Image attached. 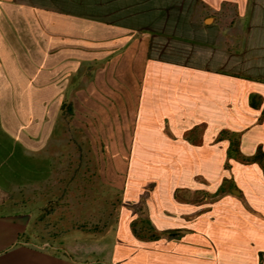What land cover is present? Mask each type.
Returning a JSON list of instances; mask_svg holds the SVG:
<instances>
[{"label": "crops", "instance_id": "0c3cea01", "mask_svg": "<svg viewBox=\"0 0 264 264\" xmlns=\"http://www.w3.org/2000/svg\"><path fill=\"white\" fill-rule=\"evenodd\" d=\"M226 1L238 5L235 14L246 15L249 0H204L218 10L203 11L218 15ZM159 4L161 0H0L2 136L31 150L41 148L43 135L49 137L53 130L43 126L47 104L63 101L60 87L68 86L75 72L91 74L80 86L84 88H105V79L116 74L113 83L122 94L115 100L131 108L126 110L130 121L136 117L146 133L160 118H168L160 109L176 110L168 115L189 126L187 134L198 125L229 129L238 92L246 96L244 107L261 113L262 103L252 107L250 96L264 97L256 90L247 92L241 81L250 78L232 70L236 53L223 47L218 24L200 25L193 20L195 9ZM34 213L27 206L0 212V264H264V220L253 217L213 214L188 228L152 226L153 238L136 236L132 227L116 228L107 254L93 251L87 259L64 242L51 246L37 241Z\"/></svg>", "mask_w": 264, "mask_h": 264}, {"label": "rangeland", "instance_id": "374dc122", "mask_svg": "<svg viewBox=\"0 0 264 264\" xmlns=\"http://www.w3.org/2000/svg\"><path fill=\"white\" fill-rule=\"evenodd\" d=\"M159 6L195 9L200 25L217 23L223 47L236 53L232 70L250 78L238 83L264 97V0L247 1L245 16L235 14L240 10L231 1L218 15L203 11L218 10L204 0H161ZM115 76L105 79V88H84L91 74L72 73L60 87L63 101L47 104L43 126L53 130L39 149L0 132V212L32 208L37 241L64 242L87 259L93 251L107 254L116 228L136 220L142 233L152 226L188 228L213 214L264 220V156L246 159L257 147L264 153V120L259 109L244 107L246 96L238 92L229 129L198 125L187 134L189 126L168 115L176 110L160 109L168 118L146 133L136 117L130 121L131 108L115 100L122 94ZM222 130L236 132L242 156L228 157L231 141ZM102 236L104 243L96 242Z\"/></svg>", "mask_w": 264, "mask_h": 264}, {"label": "trees", "instance_id": "16d2710c", "mask_svg": "<svg viewBox=\"0 0 264 264\" xmlns=\"http://www.w3.org/2000/svg\"><path fill=\"white\" fill-rule=\"evenodd\" d=\"M261 103H263V98L262 96H260L259 94L257 93H252L251 96H250V102L249 104L254 107V108H260L261 107ZM67 105L65 103H62V107L61 109H65ZM70 108V107H69ZM264 120V108L262 109L261 111V114H260V117H259V121H263ZM229 133V134H228ZM227 135V137L230 138V141H231V144H230V148H229V151H228V157L229 158H234V157H240L242 156V153L240 151V148H239V143H238V139H237V136L236 135V132L235 131H232L231 133L227 130H223L222 131V135ZM262 155L264 156V153L261 149H259L253 156H250V157H245L246 159L248 160H253V161H259L261 160L262 158ZM137 221V220H136ZM133 222L132 224V228L134 230V234L138 237H143L145 238L146 236L147 237H151L153 238L155 235L153 234H149L150 233V230L152 229V227H149V229L147 230V232H144L142 233L141 230H139L137 228V222ZM140 222H142L140 220ZM261 259L264 257V253H261L260 255Z\"/></svg>", "mask_w": 264, "mask_h": 264}]
</instances>
